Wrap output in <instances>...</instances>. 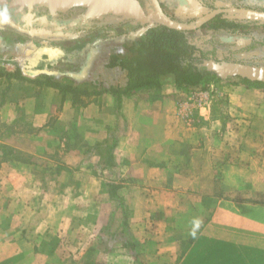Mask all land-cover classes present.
Listing matches in <instances>:
<instances>
[{"label": "crops", "instance_id": "crops-1", "mask_svg": "<svg viewBox=\"0 0 264 264\" xmlns=\"http://www.w3.org/2000/svg\"><path fill=\"white\" fill-rule=\"evenodd\" d=\"M2 17L0 264H264L263 89L214 80L197 110L167 83L119 108L121 76L92 52L103 37ZM112 135L109 171L91 149Z\"/></svg>", "mask_w": 264, "mask_h": 264}, {"label": "trees", "instance_id": "trees-1", "mask_svg": "<svg viewBox=\"0 0 264 264\" xmlns=\"http://www.w3.org/2000/svg\"><path fill=\"white\" fill-rule=\"evenodd\" d=\"M213 21L212 27L217 31L208 36L211 37L212 41L209 44L202 42L204 37L192 40L188 32L176 31L162 26H154L141 35L132 38L130 33H136V31L134 32L128 23L86 34V38L97 36L105 39L102 44H95L92 52L95 50L101 56L104 63L103 68L106 71H118L122 77L120 82L123 84L118 89L108 88V92L117 97L118 107L120 108L122 95H127L143 87L159 88L167 83L174 84L178 90L183 91L207 87L210 80L218 78L207 72L202 67V63L209 59L216 60L218 57V53L213 47L214 41L218 40V35H223V32H218V30L226 29L229 31L239 27L264 28L262 23H241L219 18ZM83 42L84 45L91 43V41L87 42L86 40ZM242 42L249 47V51L243 56L251 59H264L263 44L246 38ZM203 44L206 45L204 48ZM73 49L72 52L78 51L76 48ZM238 81L247 86L264 90V83L251 82L246 79H238ZM52 86L63 91L70 89L68 86H60L59 84ZM115 146L116 138L112 135L91 149L94 150L99 147L106 149L105 167L109 171L113 166ZM117 188L118 185L114 183L109 185L110 197L117 202L118 208L124 215L125 208L121 198L116 194Z\"/></svg>", "mask_w": 264, "mask_h": 264}, {"label": "water", "instance_id": "water-1", "mask_svg": "<svg viewBox=\"0 0 264 264\" xmlns=\"http://www.w3.org/2000/svg\"><path fill=\"white\" fill-rule=\"evenodd\" d=\"M12 6L28 11V18L34 22L40 20L38 9H45L52 18L58 13H65L72 9H80L87 19L95 20L110 17L120 22H127L131 27H141L130 33L132 38L141 35L154 26L168 29L192 32L220 14L223 18L236 21H253L264 24V11L230 7L214 10L205 14L194 24H184L169 16L162 8L159 0H11ZM34 11V12H33ZM47 21V18H45ZM142 26H147L142 28ZM58 35V34H54ZM63 35V34H62ZM205 70L220 80L246 79L251 82L264 83V64H247L236 61L209 59L202 63Z\"/></svg>", "mask_w": 264, "mask_h": 264}, {"label": "flooded vegetation", "instance_id": "flooded-vegetation-1", "mask_svg": "<svg viewBox=\"0 0 264 264\" xmlns=\"http://www.w3.org/2000/svg\"><path fill=\"white\" fill-rule=\"evenodd\" d=\"M146 1V0H141ZM160 2V0H159ZM163 10L167 13V10L171 12L181 14V18H175L178 22L184 24H194L197 20L203 18L206 13L214 11V10H223L230 7L234 8H245L257 11H264V0H174L169 1L168 3L160 2ZM0 6L3 8V20L8 22V24L12 26H16L18 29L34 31V32H44L46 34H59V35H86L91 31H100L102 29H107L109 27L124 25L127 22H118L114 18L103 17L102 19H87L83 15V11L80 9H72L65 13H58L54 17L50 18L49 13L45 9H38L40 20L34 22L32 19L28 18V11L26 9H19L16 6H12L11 0H0ZM34 12V11H33ZM224 14L217 15L210 21L203 24L199 29H202L208 25L214 23L213 20L219 18L221 20H226L223 18ZM47 18V21H45ZM235 21L241 23H250L253 21H236V20H228ZM258 23V22H254ZM263 24V23H262ZM147 26H142V28H146ZM132 30L138 32L141 27L133 26ZM211 28H213L211 26ZM197 29V30H199ZM214 34L217 30L214 28L211 30ZM227 32L226 29H219L218 32ZM211 33V34H212ZM211 34H207L204 36L202 42L203 43H211V37H208ZM208 37V38H207ZM108 44V43H107ZM246 46V44H244ZM203 48L206 45H202ZM211 46V45H210ZM251 49V48H250ZM264 50V49H263ZM216 52V51H215ZM247 53V52H246ZM219 57L216 58V60Z\"/></svg>", "mask_w": 264, "mask_h": 264}, {"label": "rangeland", "instance_id": "rangeland-1", "mask_svg": "<svg viewBox=\"0 0 264 264\" xmlns=\"http://www.w3.org/2000/svg\"><path fill=\"white\" fill-rule=\"evenodd\" d=\"M167 12L172 17L173 15H175V18L177 19L181 18V14L179 12L174 13V12H171L170 10H167ZM211 26L212 24L202 29L188 32L190 33L189 36L192 38V40H196V39L206 36L207 34H211L212 33L211 30L213 29L211 28ZM9 31H12V28H9ZM42 34H46V33L43 32ZM46 35L47 36H59V34L58 35L46 34ZM244 38L252 40L254 42H259L264 45V28L262 27H247V28L239 27V28H235V29L227 31L226 34L223 33V35H218V40H215L214 45H213L214 49L218 53V57H219L218 59L223 60V61H236V62H243L247 64H256V65L264 64V59H258V58L251 59V58H247L243 56V54L249 51V47L245 46L244 43L242 42ZM116 78L117 76H115V73L105 75V79L109 82L115 80ZM214 80H218V79H212L209 81V83L210 84L215 83ZM234 80L237 82L238 78H234ZM184 93L185 94L182 95V98L184 100L185 99L188 100L189 104H192L193 101H192L191 93L190 92H184ZM190 97L191 99L189 100ZM194 106L195 105H192L189 108L194 109ZM16 157L20 161H30L24 155L18 154L16 155ZM38 162L41 163V160H39Z\"/></svg>", "mask_w": 264, "mask_h": 264}, {"label": "built area", "instance_id": "built-area-1", "mask_svg": "<svg viewBox=\"0 0 264 264\" xmlns=\"http://www.w3.org/2000/svg\"><path fill=\"white\" fill-rule=\"evenodd\" d=\"M5 65V64H3ZM192 95V103L196 105L197 110L200 109L201 106H204L205 103H208L211 97L216 93V87L213 84H208L207 87L204 88H196L194 90H188ZM191 97L189 98V100ZM189 103V102H188ZM203 117V116H202Z\"/></svg>", "mask_w": 264, "mask_h": 264}]
</instances>
